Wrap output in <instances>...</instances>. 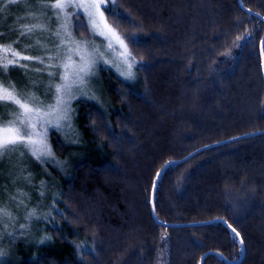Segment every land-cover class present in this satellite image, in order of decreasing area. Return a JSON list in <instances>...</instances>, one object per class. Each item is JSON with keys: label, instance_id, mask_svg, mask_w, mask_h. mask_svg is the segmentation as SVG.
I'll use <instances>...</instances> for the list:
<instances>
[{"label": "trees", "instance_id": "trees-1", "mask_svg": "<svg viewBox=\"0 0 264 264\" xmlns=\"http://www.w3.org/2000/svg\"><path fill=\"white\" fill-rule=\"evenodd\" d=\"M107 0L136 82L102 68L75 101L76 144L55 130L46 218L3 264H264V0ZM259 14V15H257ZM75 31L88 36L77 16ZM132 36L133 39H127ZM264 53V45H263ZM80 143V144H79ZM225 256V257H223Z\"/></svg>", "mask_w": 264, "mask_h": 264}, {"label": "rangeland", "instance_id": "rangeland-1", "mask_svg": "<svg viewBox=\"0 0 264 264\" xmlns=\"http://www.w3.org/2000/svg\"><path fill=\"white\" fill-rule=\"evenodd\" d=\"M56 0H9L0 2V48L9 47L7 53L0 52V61L12 60L6 73H0V83L14 85L21 97L35 96L45 105L55 103V89L51 84L60 85L62 82L73 84L70 93L62 95L59 108L47 111L40 108L36 133H42L46 128V139L36 136V150L47 146L51 150V157L37 159L28 148L17 146L0 156V209H6L10 216L2 217L0 223V249L7 252L3 263L8 261L13 248L20 239L33 236L38 223L46 218L45 206L50 199V185L44 176H49L50 167L59 172L68 168V160L60 159L52 142V131L61 134L67 143L76 144L75 101L78 98H91L100 101L102 68L114 70L121 78L131 82L138 80V73L133 59L125 60L121 55L122 49L113 45L110 50L104 36L92 31L87 13L80 8H67L64 12L50 9L44 5L55 3ZM65 3L77 4L82 0H64ZM107 3V0H106ZM104 11V9L102 8ZM76 13H82L88 23L89 35L82 36L75 31ZM107 23L119 30L110 22L105 11ZM70 17V19H68ZM31 29V31H27ZM120 33V32H119ZM121 34V33H120ZM122 35V34H121ZM123 36V35H122ZM87 42V47H85ZM128 51L131 53L129 45ZM98 51H94L92 46ZM13 52L17 55L13 56ZM30 59H22V57ZM84 60L81 61L80 57ZM49 57L52 59L50 60ZM43 60V63L40 61ZM94 61L90 75L84 77L82 84L73 83V74L78 68ZM6 62V61H5ZM132 63V78H128L127 63ZM54 65L49 68L47 65ZM66 65V68L60 67ZM66 74L68 79L61 81L56 77H49V72ZM68 105L71 111L67 113L70 119H62L64 107ZM38 106V105H37ZM17 109L15 105L0 108V121L9 122L14 118ZM37 122V117L32 118ZM59 124L54 128L53 124ZM80 144V143H79ZM47 160L48 162H43ZM34 216H29L32 210ZM29 240V239H28Z\"/></svg>", "mask_w": 264, "mask_h": 264}, {"label": "snow or ice", "instance_id": "snow-or-ice-1", "mask_svg": "<svg viewBox=\"0 0 264 264\" xmlns=\"http://www.w3.org/2000/svg\"><path fill=\"white\" fill-rule=\"evenodd\" d=\"M2 2V0H0ZM16 0H9V3H15ZM114 0H112V7H114ZM46 8L50 9H58L61 12H64L67 8H80L83 9L84 12L87 13V17L89 22L92 25L93 33L104 36L105 40L108 42V48L111 50L113 45L122 49L121 55L125 58V60L131 59V53L128 51L127 44L125 43V37H123L115 28L107 23V20L104 16L103 9L109 10V14H112L109 5L106 3V0H82V2L73 4V3H65L64 0H56L55 3L44 5ZM2 11V9H0ZM82 13H76L77 16ZM70 19V17H68ZM27 31H31L28 29ZM127 39H133L132 36H128ZM85 47H87V42H85ZM93 50L98 51L93 45ZM10 51L9 47L0 48V52L7 53ZM17 55L13 52V56ZM22 59H30L29 57H22ZM51 60L52 58L49 57ZM81 61L84 60V57H80ZM6 61V62H5ZM43 63V60L40 61ZM13 64L12 60H7V57H4V61H0V73H6L8 70V66ZM46 67L52 68L54 65H47ZM60 67L66 68V65H60ZM94 67V61L85 64L84 66L77 69V71L73 74V83L79 82L82 84L85 76L90 75L92 72V68ZM128 71L126 73L128 78H132V63H127ZM49 77H56L61 79V81L67 80L68 77L66 74L57 73V72H49ZM73 84L61 83L60 85L51 84L49 88L55 89L54 100L55 103L51 105H45L43 102L38 101V98L35 96H27L21 97L19 93L16 92L15 86L8 84L4 85L0 83V108L8 107L10 105L16 106V113L14 114V118L7 123L0 121V156H3L5 152L14 150L17 146H23L28 148L29 151H32L34 155H36L37 159H41L42 157H51L52 153L47 146H44L43 149L36 150L34 148L36 144V140L34 137L43 136L46 139V128L42 133H36L35 129L39 121V112L40 108H44L47 111L51 112L59 108L62 101V95H67L70 93ZM38 105V106H37ZM64 116L62 119H70L67 115L68 112L71 111L70 106L66 105L63 109ZM37 117V122H33L32 118ZM54 128H59L60 125L53 124ZM43 162H48L44 160ZM170 166V165H169ZM159 176V174H158ZM35 210L33 209L29 216H34ZM10 216V213L7 212L6 209H0V223H2V217ZM235 233V229H232ZM238 236L239 233H236ZM2 235H0V239H2ZM242 242V241H241ZM7 255V252L0 249V264H3V258Z\"/></svg>", "mask_w": 264, "mask_h": 264}, {"label": "water", "instance_id": "water-1", "mask_svg": "<svg viewBox=\"0 0 264 264\" xmlns=\"http://www.w3.org/2000/svg\"><path fill=\"white\" fill-rule=\"evenodd\" d=\"M241 6L245 9V10H248V11H251L249 10L248 8H246L244 5H243V2L242 0H239ZM253 12V11H251ZM259 15V14H257ZM260 17H262L264 19L263 16L259 15ZM263 45H264V34H263V37H262V40H261V45H260V49H261V54H262V67H263V76H264V53H263ZM260 133H264V130L263 131H256V132H251V133H247V134H242V135H238V136H235V137H232V138H229V139H226V140H223V141H219V142H216V143H213V144H210V145H206V146H203V147H200L198 149H196L195 151H193L192 153L188 154L187 156L181 158V159H172V160H169L168 162H166L162 168L158 171L156 177H155V180H154V183H153V186H152V192H151V204H152V215H153V218L155 219V221L159 224H162V225H171V226H182V225H185V224H170V223H167V222H164L162 220H160L158 217H157V214H156V210H155V205H154V197H155V191H156V187H157V184H158V181L162 175V173L166 170V168L171 165L172 163H181V162H184L188 159H190L191 157L195 156L196 154H198L200 151L206 149L207 147H211V146H214V145H220V144H224V143H228V142H233V141H236V140H240V139H243V138H247V137H250V136H254V135H257V134H260ZM159 174V176H158ZM214 221H222L224 222L231 230L234 229L228 222H226L225 220L223 219H220V218H216V219H211V220H206V221H202V222H195V223H188L187 225H203V224H208L210 222H214ZM238 233L236 230H235V234ZM239 238V241L241 243V247H242V255L240 257V259L238 260H235V261H231V260H228L225 256L227 261L230 263V264H238L240 263L244 257H245V253H246V250H245V245H244V242L242 240V237L241 235L239 234L237 236ZM242 241V242H241ZM213 252L212 251H207L206 253L203 254V256L201 257V260H200V264H204V261L206 259L207 256H209L210 254H212Z\"/></svg>", "mask_w": 264, "mask_h": 264}, {"label": "bare ground", "instance_id": "bare-ground-1", "mask_svg": "<svg viewBox=\"0 0 264 264\" xmlns=\"http://www.w3.org/2000/svg\"><path fill=\"white\" fill-rule=\"evenodd\" d=\"M208 148V147H207Z\"/></svg>", "mask_w": 264, "mask_h": 264}]
</instances>
